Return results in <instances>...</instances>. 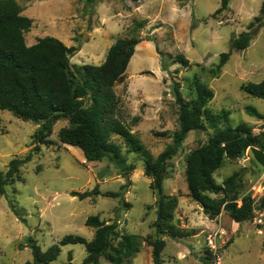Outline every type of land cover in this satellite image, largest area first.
<instances>
[{
	"label": "rangeland",
	"instance_id": "1",
	"mask_svg": "<svg viewBox=\"0 0 264 264\" xmlns=\"http://www.w3.org/2000/svg\"><path fill=\"white\" fill-rule=\"evenodd\" d=\"M17 1L23 14L33 19L31 30L25 33L27 44L45 36L58 37L77 48L71 55L72 64L100 65L117 39H143L125 79L114 88L125 120L153 158L172 142V137L160 132L179 128L175 81L190 98L195 78L207 83L214 91L208 108L229 114L222 126L246 122L254 134L264 136V119L246 109L253 106L264 113V99L243 89L249 82L264 80V0H230L225 8L223 0H144L138 6L132 0H100L89 7L81 0ZM257 17H262L260 23ZM251 22H256L253 28ZM247 31L253 34L250 45L231 51L233 38ZM229 51V59L214 76L210 68L219 63L221 53ZM177 54H184L191 65L175 63ZM68 124L67 119H60L53 125L49 136L53 143L33 152V159L20 167L19 177L0 195V264H35L33 243L47 250L70 233L93 239L95 228L86 224L91 215L115 224L120 232L139 235L140 252L130 264H155L147 239L156 237V193L150 187L153 178L145 173L142 154L122 144L131 170L109 158L88 161L79 147L60 141L59 130ZM38 127L34 121L0 110V170H7L14 157L31 151ZM212 133L210 125L190 131L168 161L164 192L178 198L175 223L184 236L165 237L163 264H204L207 249L215 264H264V206L256 208L253 218L245 222L234 221L225 211L211 219L189 194L186 156ZM214 175L220 184L238 178V205L245 195H251L256 204L264 195V166L250 148L238 158H226ZM95 187L102 193L121 195L80 199L71 193ZM86 256L85 244H68L48 264H80ZM101 264L112 263L101 258Z\"/></svg>",
	"mask_w": 264,
	"mask_h": 264
},
{
	"label": "trees",
	"instance_id": "2",
	"mask_svg": "<svg viewBox=\"0 0 264 264\" xmlns=\"http://www.w3.org/2000/svg\"><path fill=\"white\" fill-rule=\"evenodd\" d=\"M81 1H85L89 7L100 0ZM132 1L138 6L144 0ZM229 1H222L224 8ZM261 21L262 17L256 18V22ZM256 22H251L250 28ZM32 26L33 19L23 14L17 0H0V110L7 109L18 118L39 124L33 135L34 146L31 151L24 157H14L7 170H0V195L19 177L20 167L33 159V152H38L42 144L53 143L49 138L53 125L60 119H67L69 124L60 128L59 139L64 144L79 147L88 161L109 158L118 165L127 167L122 144L130 151L142 154L145 173L153 178L150 187L156 193V237L147 239L152 247L155 264L164 263L166 236H184V232L175 223L178 198L164 192V179L168 161L178 152L190 131L206 129L207 125L213 128L208 141L186 156L189 194L209 218H217L225 211L234 221L245 222L253 218L256 208L264 206V195L259 204L255 203L251 195H245L241 199L242 204L238 205V194L235 191L238 178L230 177L223 184L218 183L215 178V172L221 168L226 158H238L249 148L253 151L255 160L264 166V136L254 134L252 127L246 122L237 126H222L224 121H228L229 114L226 111L213 113L208 108L214 91L207 83L195 78L192 98L183 94L179 81L173 83L179 128L172 132H160V135L172 137V142L153 158L125 120L121 98L114 88L125 79L135 48L143 39L119 38L110 47L102 64L77 65L71 63V55L77 48L67 46L58 37H41L36 43L28 45L25 33ZM252 38L250 31L241 33L233 38L231 51L246 49ZM231 51L221 53L219 63L210 68L214 76L219 74ZM174 61L186 67L191 65L184 54H177ZM164 68L166 69L165 66ZM243 89L249 95L264 99V80L249 82ZM246 109L250 115L264 119V113L255 107L248 106ZM131 169L133 166L126 168ZM71 193L80 199L96 194L112 197L121 195L120 192L102 193L98 187L84 192L73 190ZM212 194L221 196L215 197ZM11 205L19 214L14 204ZM86 224L95 228V235L89 241L79 234L70 233L47 250L33 243L31 249L34 263H51L61 253L62 246L77 243L85 244L87 250V256L80 264H101V258L112 264H130L140 252L139 235L120 232L115 224L107 223L98 215L89 216ZM211 255L207 249L203 257L204 264H215Z\"/></svg>",
	"mask_w": 264,
	"mask_h": 264
}]
</instances>
